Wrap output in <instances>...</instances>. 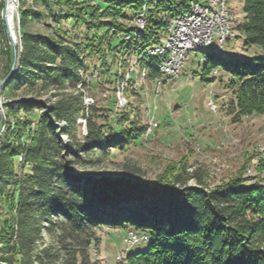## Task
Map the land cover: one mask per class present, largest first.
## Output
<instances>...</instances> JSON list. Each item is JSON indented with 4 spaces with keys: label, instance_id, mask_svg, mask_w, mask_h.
Instances as JSON below:
<instances>
[{
    "label": "trees",
    "instance_id": "1",
    "mask_svg": "<svg viewBox=\"0 0 264 264\" xmlns=\"http://www.w3.org/2000/svg\"><path fill=\"white\" fill-rule=\"evenodd\" d=\"M42 1L55 24H48L49 34L26 31L28 21L43 13L19 0L21 49L2 87L11 99L8 115L24 118L18 122L16 144L8 142L7 133L0 135V198L7 201L6 215L0 214V264H102L91 258L90 248L104 225L146 235L147 246L123 254L121 264H264V179L248 183L236 177L212 189H177L159 178L155 186L132 182V173L125 170L117 180H83L73 172L58 134L56 122L64 121L66 133L75 136V118H84L85 134L74 146L78 163V149L85 155L108 153L106 146L138 139L144 127L118 124L105 133L93 118L94 108L83 100L85 74L93 69L88 56L101 51L102 64L111 53L113 61L122 58L121 66L133 57V66H144L146 77L154 79L161 57L149 50L162 45L160 32L169 20L196 0ZM240 1L243 17L236 37H243L244 47L257 45L264 53V0ZM142 10L145 26L138 32L129 20ZM63 20L76 28L83 25L85 42L61 34ZM1 43L8 71L12 52L2 17ZM204 53L202 79L213 81L221 73L229 92L222 108L230 123L264 114V55ZM27 165L30 173L24 172ZM256 168L264 171L263 157Z\"/></svg>",
    "mask_w": 264,
    "mask_h": 264
},
{
    "label": "rangeland",
    "instance_id": "2",
    "mask_svg": "<svg viewBox=\"0 0 264 264\" xmlns=\"http://www.w3.org/2000/svg\"><path fill=\"white\" fill-rule=\"evenodd\" d=\"M196 1L200 4L206 3V0ZM18 2L19 0H15L13 16L16 44L13 47L7 38L12 52L8 71L5 70V56L0 52V82L13 65L12 73L14 72L18 63V53L21 49ZM224 2L230 13L231 29L236 34L226 38L221 44L214 39L209 47L197 46L186 49L183 63L175 75L161 72L159 64L163 60V55L159 53H152L161 57L157 63L160 74L154 79L146 77L144 66H133L135 62L133 57L129 58L131 60L129 64L121 66L122 58L113 61L111 53L107 54L102 64L101 51L88 56L87 61L93 69L85 74L87 85L84 88L83 100L87 106L94 108L92 116L97 124L103 126L105 133L118 124L120 125L117 128L127 129L130 126L134 129L144 128L135 141L120 147L115 144L106 146L105 151L108 150V153L97 150L92 155H85L78 149L76 153L81 160V163H78L74 157V146L77 141H82L85 134L84 118L81 114L76 116L78 125L75 136L66 133L67 126L64 121L56 122L59 137L66 143L68 149L67 158L73 160L71 168L80 179L97 181L107 177L117 178L125 170H129L135 183H150L155 186L157 185L155 180L159 178L172 182L173 187L177 189L182 187L212 189L236 177H246L248 183L264 179V171L256 168L259 159L264 158V114L244 116L241 121L230 123V117L222 108L229 92L220 82L221 73L219 72L213 81L202 79L205 49L240 56L264 55L259 46L252 45L246 48L243 45V37H236L238 35L236 24L243 17L242 2L240 0ZM1 4L4 6V0H0V17L3 8ZM24 6L43 13L29 20L25 30L49 34L51 30L48 24L55 23L47 16L48 11L44 2L26 0ZM143 16L144 10L132 14L129 20L138 28V32L145 26ZM140 19L143 20L142 28L139 25ZM61 27H63L61 34L70 35L73 41L85 42L84 34L88 30L83 25L76 28L63 20ZM168 35L166 26L165 30L160 32L162 45L166 43ZM2 46L3 43L0 47ZM102 48L98 47L101 50ZM131 69L133 73L131 79H128V72L130 73ZM10 100L3 95L1 87L0 135L7 133L8 142L16 144L18 122L20 123L24 116L10 112L8 115L7 103ZM24 172L30 173L29 165ZM6 206L7 201L0 198L2 216L6 215ZM130 230L132 229L128 227L112 225H104L98 229L97 235L100 238L90 248L91 258L98 259L102 264H121L123 254L146 247L148 242L145 236L135 244L126 242L125 238ZM43 235L48 239V234Z\"/></svg>",
    "mask_w": 264,
    "mask_h": 264
},
{
    "label": "bare ground",
    "instance_id": "3",
    "mask_svg": "<svg viewBox=\"0 0 264 264\" xmlns=\"http://www.w3.org/2000/svg\"><path fill=\"white\" fill-rule=\"evenodd\" d=\"M15 6V0H6L8 22L14 37L16 34L13 22ZM225 6L224 0H206L205 4L193 1L185 13L177 14L170 19V22L167 25V32L169 35L166 43L149 51L153 54L159 53L160 55H163V60H161L159 64L161 72L166 74H177L178 72L172 71L171 68H168L166 65L176 63V70H179L183 63L184 52L186 49H192L197 46L209 47L214 39L221 44L226 38L236 34V32L231 29L230 13ZM215 16H219V21L225 26L220 28V34H212L208 42L190 41V38L194 35V27L207 28L208 23H213ZM184 19L185 23H187V27L183 30H179L178 20ZM192 19L195 20L192 21ZM140 20L143 21L142 19ZM139 25L140 28H142L143 22ZM166 53H168V55H165Z\"/></svg>",
    "mask_w": 264,
    "mask_h": 264
},
{
    "label": "built area",
    "instance_id": "4",
    "mask_svg": "<svg viewBox=\"0 0 264 264\" xmlns=\"http://www.w3.org/2000/svg\"><path fill=\"white\" fill-rule=\"evenodd\" d=\"M195 19H192L194 21ZM143 21H139V23H142ZM179 23V30H183L187 27V23H185L184 20H178ZM225 27L221 21H219V16H215L213 23H208L207 28H200V27H194V35L192 38H190V41H204L208 42L210 39V36L212 34H220V28ZM165 55H168L166 53ZM179 62V58H178ZM164 65V64H163ZM168 68H171L172 71L178 72L179 70H176V63H171V65H166ZM142 236L146 235H139L135 231H128L127 237L125 238L126 242L128 244H135Z\"/></svg>",
    "mask_w": 264,
    "mask_h": 264
},
{
    "label": "water",
    "instance_id": "5",
    "mask_svg": "<svg viewBox=\"0 0 264 264\" xmlns=\"http://www.w3.org/2000/svg\"><path fill=\"white\" fill-rule=\"evenodd\" d=\"M2 20H3V24H4V27H5V32H6V36L9 40V43L10 45H12L13 47H15V44H16V38L14 37V35L12 34V31L10 29V25H9V22H8V16H7V11H6V0H4V6L2 8ZM13 68H14V65L13 67L11 68L10 72L5 76V78L0 82V89L1 87H3L6 82L11 78V75H12V71H13ZM121 176L117 177V178H110V177H107L108 179L110 180H117V179H120ZM81 179H84V178H81ZM133 182V180H132Z\"/></svg>",
    "mask_w": 264,
    "mask_h": 264
}]
</instances>
